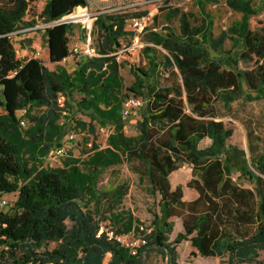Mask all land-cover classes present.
Here are the masks:
<instances>
[{
  "label": "trees",
  "instance_id": "trees-1",
  "mask_svg": "<svg viewBox=\"0 0 264 264\" xmlns=\"http://www.w3.org/2000/svg\"><path fill=\"white\" fill-rule=\"evenodd\" d=\"M40 1L44 4L39 10ZM204 1L197 3L203 6ZM225 4L240 19L214 41L212 17L204 9L199 24L191 26L189 14L161 7L170 17L178 16L179 33L170 28L165 35L150 33L149 40L168 55L158 59L155 49L145 46L147 68L130 66L134 81L125 87L123 62L117 61L116 53L122 38L134 36L127 30L129 21L145 11L96 15L92 32L97 56H82L69 73L58 63L69 56L72 26L56 22L65 16L78 22L84 17L82 10L71 13L87 7V0H0V194L17 192L12 212L0 211V264H145L142 257L149 247L168 254L169 264H178L174 245L182 240L201 256L227 255V264H261L257 257L264 250V145L254 160L229 146L232 131L218 120L215 103L222 100L228 105L241 92L242 82L264 96V22L250 24L264 12L252 0ZM37 25H45L43 37L54 69L39 58L19 57L10 39L11 33ZM227 36H232L230 50L210 59L205 41L211 40V49L216 50ZM240 62L254 66L241 70ZM158 69H176L181 85L161 86ZM74 94L80 96L77 105L91 111L102 127L111 123L112 132L102 149L91 141L82 164L70 156L59 167H43L42 160L60 135L57 121L70 111ZM129 97L144 104L135 136L123 132L121 110ZM42 107L43 114L31 115L33 108ZM18 111L30 121L29 129L21 127ZM205 138L210 146L199 149ZM125 162L135 163L132 171L147 179L150 193L159 196L146 243L135 253L104 235L97 238L101 223L83 201L84 196H95L99 173ZM183 163L191 166L185 187L197 193L190 201L183 200L182 186L172 189L169 182ZM232 173L252 175L253 187L240 186ZM126 191L119 186L110 192L116 205ZM172 217L180 219L182 232L170 245ZM132 224L126 217L121 233L116 232L125 235Z\"/></svg>",
  "mask_w": 264,
  "mask_h": 264
},
{
  "label": "rangeland",
  "instance_id": "rangeland-1",
  "mask_svg": "<svg viewBox=\"0 0 264 264\" xmlns=\"http://www.w3.org/2000/svg\"><path fill=\"white\" fill-rule=\"evenodd\" d=\"M87 7H77L71 13L82 10L84 17L78 18V22L71 21L72 30L69 34V49L78 46L83 50L88 42V34L90 36V45L94 48L93 21L94 17L100 13L114 12L118 10H127L134 12H143L146 14V24L140 32L143 46L134 51L125 50L131 45L132 36L128 35L121 39V49L119 51L118 60L123 62L121 69V77L125 87L130 86L134 79L130 72V66L147 68V59L143 58L142 50L145 46L155 49L156 56L161 59L162 56L168 55L167 51L160 46L154 45L150 40V33H161L165 35L166 30L170 28L176 33H179L178 16H169L167 10L161 7H169L177 9L179 13L189 14L191 18L188 20L191 26L199 24L200 12L197 7V0H87ZM255 7L261 8L264 12V0H252ZM44 2H39V10ZM204 10L208 12L213 21L211 28V40L214 41L221 32L226 31L234 21L240 19V14L231 11L225 4V0H208L205 2ZM257 22H264V14L252 18L251 25ZM45 25H37L34 29H19L10 34V39L19 57H33L41 59L44 65L49 69H54V66L49 63L46 54L45 38L43 37L42 28ZM39 30V31H38ZM127 30L135 34L136 31L127 25ZM232 36L227 38L219 45L216 50L211 49V40L204 43V49L208 53L210 59H216L225 56L226 51L232 47ZM31 43L28 45L27 41ZM81 55V54H78ZM74 62L68 63L66 67L70 72ZM254 66V63L245 64L240 62L239 69L249 70ZM161 74L159 82L164 87H179L181 79L176 69H158ZM80 96L74 94L71 98L70 111L62 113L57 123L60 126V135L56 139V143L49 151V154L42 160V166L46 168L59 167L62 162L68 158H76L82 164L89 153V147L86 145L93 141L98 145V148L106 146V139L109 133L112 132V124L105 123L102 127L99 124V119L91 112L80 108L77 105ZM185 101V99H184ZM186 112H190V107L184 103ZM218 120L223 121L227 129H230L231 136L227 140V144L235 147L238 150H243L245 156L249 160H254L261 153L264 145V96H257L256 93L247 89L246 83L242 82L241 92L229 102L228 105L222 100L215 103ZM144 104L138 109H134L130 114L122 117L124 121L123 132L126 136H135L137 134L136 122L140 119ZM45 112V108H33L31 115L37 117ZM18 113V112H17ZM18 116L23 120V130L29 129L31 123L23 116L20 111ZM77 121L81 126L77 124ZM93 130V131H90ZM72 136V137H70ZM211 141L208 138L201 140L198 143L199 149L209 147ZM59 147H62L66 152L63 157H56L54 152ZM24 158L27 159L25 156ZM30 164V163H29ZM135 163L125 162L115 168H108L98 174L94 191L93 199L84 196L85 206L93 212L94 218L106 227L119 231L121 233V222L126 217L132 219L131 230L124 236L127 243H138L140 230L139 226L144 229L151 230L152 215L158 212L159 196L153 195L149 191L147 179L141 178L138 174L132 171ZM252 175L256 172L250 169ZM252 175L240 176L238 173H232V179L237 184L243 187L252 188L254 179ZM191 177V168L187 164H182L180 168L170 176V185L172 189L176 186H182L183 200L189 201L197 194L194 190L185 187V183ZM123 186L127 189L126 195L122 197L120 204L116 205L114 198H111L110 192ZM17 199V192L0 194V211L10 213L13 210L14 202ZM117 217V219L114 218ZM172 224V230L168 235L167 243L173 245V241L178 233L182 232L181 221L177 217L169 219ZM177 254L178 264H227L228 256L207 258L198 255L191 247L188 240H182L174 245ZM257 261L264 264V250H260ZM142 260L145 264H169V257L163 250H158L154 247H149L147 253L143 255ZM253 264V263H249Z\"/></svg>",
  "mask_w": 264,
  "mask_h": 264
},
{
  "label": "built area",
  "instance_id": "built-area-1",
  "mask_svg": "<svg viewBox=\"0 0 264 264\" xmlns=\"http://www.w3.org/2000/svg\"><path fill=\"white\" fill-rule=\"evenodd\" d=\"M145 24H146V17H143V16L139 17V18H132L129 21L130 27L136 31H139V33L135 34L133 36L132 41H131V45L128 48H126L125 50L121 51V53L124 51L134 52L143 46V43L140 39V32L143 30ZM119 51L116 53L117 61H119L118 60ZM78 54H81L82 56H87V57L97 56L95 49L93 47H91V45H90L89 34H88V42L85 45L84 49L80 50L78 48V46L75 45L74 47L69 49V56L68 57L76 56ZM36 57H37V55H36ZM141 105H142V101L139 98H135V97L126 98L123 102V106H122V110H121L122 116L123 117L127 116L134 109H138ZM20 125H24L23 120L20 121ZM70 137H72V136H70ZM86 145L89 147V149L91 148V142L87 143ZM54 154L56 157H63V156H65L66 152L64 151V149L62 147H58L55 150ZM139 230L142 232V234H140V237L138 239V243L137 242L127 243L125 241V238H124L125 236L123 234H119L116 232V230L112 229L111 227H106L103 224H100L98 231L96 233V237L100 238L101 235H104L106 240L115 241L124 247H128L129 249H131L132 253H135L136 247H139V246L144 245L146 243L145 235L149 233V230L144 229L143 226H140Z\"/></svg>",
  "mask_w": 264,
  "mask_h": 264
},
{
  "label": "crops",
  "instance_id": "crops-1",
  "mask_svg": "<svg viewBox=\"0 0 264 264\" xmlns=\"http://www.w3.org/2000/svg\"><path fill=\"white\" fill-rule=\"evenodd\" d=\"M198 1V0H197ZM205 2H208V0H205L204 2H203V6L200 4V5H198V3H197V7H198V9H199V12L201 11V9H204V5H205ZM203 7V8H202ZM206 12V11H205ZM207 14H208V12H206ZM200 20L202 19V14H201V12H200ZM200 20H199V22H200ZM140 39H141V35H140ZM143 43V42H142ZM144 44V43H143ZM46 54H47V49H46ZM34 58H36V56H33ZM82 57V55H76V56H72V57H67L66 59H64V60H62L61 62H59L58 63V65L59 66H61V67H64L66 70H67V66H68V63H70V62H74V64H73V66H71L72 68H71V70H70V72H72L74 69H75V62H77L80 58ZM47 58H48V54H47ZM144 58V57H143ZM146 59V58H145ZM68 71V70H67ZM69 72V71H68ZM69 72V73H70ZM20 111H18V113H19ZM18 113H17V115H18ZM105 147V146H104ZM104 147H102V148H104ZM102 148H99V149H102ZM183 164H185V163H183ZM188 165V164H187ZM190 166V165H189ZM190 168H191V166H190ZM177 171V170H176ZM175 172V171H174ZM173 172V173H174ZM173 173H171V174H173ZM171 176V175H170ZM170 176H169V179H170ZM170 182V181H169ZM197 194V193H196ZM197 196V195H196ZM196 196L193 198V199H195L196 198ZM193 199H191V200H193ZM190 201V200H189ZM192 247V246H191ZM193 248V247H192ZM194 249V248H193ZM194 251L198 254V255H200L195 249H194ZM201 256V255H200ZM202 257H204V256H202ZM222 257V256H221ZM207 258H215V257H207Z\"/></svg>",
  "mask_w": 264,
  "mask_h": 264
},
{
  "label": "water",
  "instance_id": "water-1",
  "mask_svg": "<svg viewBox=\"0 0 264 264\" xmlns=\"http://www.w3.org/2000/svg\"><path fill=\"white\" fill-rule=\"evenodd\" d=\"M70 22H71V20L66 19V16H65L62 19H60L59 21H57L56 23H70ZM53 24H55V23H53Z\"/></svg>",
  "mask_w": 264,
  "mask_h": 264
},
{
  "label": "bare ground",
  "instance_id": "bare-ground-1",
  "mask_svg": "<svg viewBox=\"0 0 264 264\" xmlns=\"http://www.w3.org/2000/svg\"><path fill=\"white\" fill-rule=\"evenodd\" d=\"M85 18V17H84Z\"/></svg>",
  "mask_w": 264,
  "mask_h": 264
}]
</instances>
